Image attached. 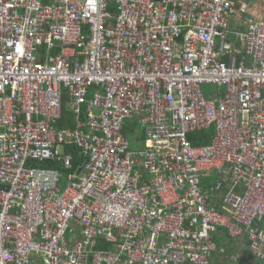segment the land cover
Listing matches in <instances>:
<instances>
[{"label": "built area", "instance_id": "obj_1", "mask_svg": "<svg viewBox=\"0 0 264 264\" xmlns=\"http://www.w3.org/2000/svg\"><path fill=\"white\" fill-rule=\"evenodd\" d=\"M70 146L67 183L35 164ZM241 259L264 264V0H0V264Z\"/></svg>", "mask_w": 264, "mask_h": 264}, {"label": "trees", "instance_id": "obj_2", "mask_svg": "<svg viewBox=\"0 0 264 264\" xmlns=\"http://www.w3.org/2000/svg\"><path fill=\"white\" fill-rule=\"evenodd\" d=\"M70 97L68 95H65V99H64V118L62 120V122H60L58 124V128H72L75 129L77 127L76 122H75V118L74 115L72 114V112L70 111ZM138 130L137 124H133L130 125V127L128 128L127 131H125V133L128 135L130 133H136ZM142 135L145 136V132L142 131ZM214 137V131L209 130V131H203L201 133H195V134H189V139L190 141L194 144V145H203V144H207L210 143L212 141ZM68 151L73 152L74 154V168L73 169H68L66 167L63 166L62 162H55V161H40V162H36L35 164L39 165V166H46V167H56V168H60L62 170V172L64 173V178H63V182L67 183V175L71 172H74L78 169V167H80L81 165H83L86 161V158L83 156V154L81 153V151L75 147V146H70ZM214 181V178H213ZM212 183H210L208 181V178L204 179V185L205 186H210ZM228 237V236H227ZM222 238L223 237H218V242H220V244H222ZM230 242L232 243L231 247L229 248V250L235 252V250L238 249H247V244L245 243V245L240 244L239 242H236L235 240H233L232 238L228 237ZM227 238V239H228ZM235 244V245H233ZM234 246V247H232ZM253 258V256H251V259ZM240 264H246V261L244 259H241Z\"/></svg>", "mask_w": 264, "mask_h": 264}, {"label": "rangeland", "instance_id": "obj_3", "mask_svg": "<svg viewBox=\"0 0 264 264\" xmlns=\"http://www.w3.org/2000/svg\"><path fill=\"white\" fill-rule=\"evenodd\" d=\"M213 89H214L213 87H206V88H205V94L207 95V94H208V91L213 90ZM224 238H225V237H224ZM225 244H227V246H228L229 248H230L231 245H232V243H231L230 241L227 242V243H225V242L223 241V242H222V247H224ZM233 245H235V244H233ZM232 247H234V246H232ZM235 247H236V245H235ZM222 257H223L222 255H217V256H216V259H217V260H220Z\"/></svg>", "mask_w": 264, "mask_h": 264}, {"label": "crops", "instance_id": "obj_4", "mask_svg": "<svg viewBox=\"0 0 264 264\" xmlns=\"http://www.w3.org/2000/svg\"><path fill=\"white\" fill-rule=\"evenodd\" d=\"M208 181L210 182V183H212L213 184V177L212 178H208ZM225 242V243H227V239H226V236H225V238L223 237L222 238V242ZM220 246H221V244H220ZM225 246H227V244H225ZM228 247V246H227ZM217 255H221V254H217Z\"/></svg>", "mask_w": 264, "mask_h": 264}, {"label": "clouds", "instance_id": "obj_5", "mask_svg": "<svg viewBox=\"0 0 264 264\" xmlns=\"http://www.w3.org/2000/svg\"><path fill=\"white\" fill-rule=\"evenodd\" d=\"M206 87H213V86H205V87H204V90H205ZM213 88H214V87H213Z\"/></svg>", "mask_w": 264, "mask_h": 264}, {"label": "water", "instance_id": "obj_6", "mask_svg": "<svg viewBox=\"0 0 264 264\" xmlns=\"http://www.w3.org/2000/svg\"><path fill=\"white\" fill-rule=\"evenodd\" d=\"M83 169V167L80 169V171Z\"/></svg>", "mask_w": 264, "mask_h": 264}]
</instances>
